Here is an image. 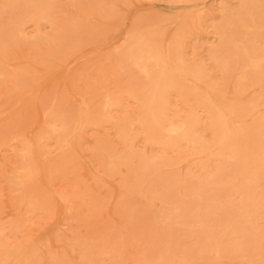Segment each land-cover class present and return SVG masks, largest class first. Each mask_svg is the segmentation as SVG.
Listing matches in <instances>:
<instances>
[{
	"label": "rangeland",
	"instance_id": "rangeland-1",
	"mask_svg": "<svg viewBox=\"0 0 264 264\" xmlns=\"http://www.w3.org/2000/svg\"><path fill=\"white\" fill-rule=\"evenodd\" d=\"M238 2L0 0L1 257L18 264H264V168L256 177L252 167L241 175L219 157L181 160L190 147L163 150L157 141L165 136L148 132V142L136 118L153 92L122 57L128 38L149 31L170 51L173 68L201 72L195 85L179 70L158 95L161 121L178 122L198 91L208 90L255 124L264 148V112H248L261 90L246 82L235 96L241 62L233 58L222 71L212 58L226 49L216 34L223 11ZM231 54L216 57L223 63ZM245 75L264 81V70ZM85 103L90 116L75 128ZM196 111L195 134L206 139L205 113ZM46 115L62 118L63 148L45 140ZM195 192L201 203L191 199ZM248 198L257 210L241 226ZM151 201L165 205L160 223L152 220ZM176 213L180 228L169 224Z\"/></svg>",
	"mask_w": 264,
	"mask_h": 264
},
{
	"label": "bare ground",
	"instance_id": "bare-ground-1",
	"mask_svg": "<svg viewBox=\"0 0 264 264\" xmlns=\"http://www.w3.org/2000/svg\"><path fill=\"white\" fill-rule=\"evenodd\" d=\"M223 14L225 25H222L223 30H220L216 34H218L223 46L232 51V54L225 57L226 61L224 60L223 63H219L221 62V58L216 56L217 54L224 53L226 49L218 52L214 51L216 53L212 58L217 68L219 69L220 67L222 71L233 58L235 61L241 62L243 71L236 79L237 86H234L232 89V91L236 92L235 96L242 95L243 91L241 88H243L242 86L246 82H248L246 84L250 87L258 89V92L261 90L260 95H257V97H261L255 99V104L251 105L248 111L249 116L253 118L259 115L260 111L264 112V81H255L254 78L247 79L245 73L260 74L264 70V0H239L236 9H225ZM260 35L262 37L258 39L257 36ZM128 40L129 43L122 57L137 65L140 72L148 80V90L153 92L151 97L147 99L145 114L136 118L140 128L142 127L145 130L148 142H152L151 135L155 133L156 135L167 137L164 141H157L163 150L171 149V152L176 151L180 153L183 147H190L189 151L182 155L181 160H188L190 162L195 159H202V157L207 160L208 157L214 156L215 158L219 157L221 160L232 162L237 174L242 175L245 169L249 167H252L254 170L255 177L261 174V169L264 168V148L260 141H257L260 136L257 134L255 124L252 123L251 127H249L250 124H246L243 120L244 114L227 109L228 107L221 105V100L216 96L213 97L208 90L198 91L197 94L199 96L193 99L192 105L178 122L161 121L159 113L155 110L157 102L161 100L158 95L166 92L172 86L171 81L179 76V70L182 69L173 68L170 51L167 49L162 51L158 46L156 38L149 31L133 39L128 38ZM245 44H248V46ZM151 65L153 66L151 67ZM182 71L190 83L195 85L201 84L200 70H196L195 73L186 69ZM109 102H111V99L106 98L104 104L109 105ZM196 107L205 113L207 119L204 127L207 130L206 139L203 136H196L195 134L199 128ZM88 114H90V107L85 103L80 107L79 117L74 122V127H81L90 116ZM61 119L57 115H46L44 137L45 140L53 139L59 147L63 148L64 138L62 137L64 129L61 126ZM120 131L123 132L122 134L119 133L120 136L125 137L126 125L124 123H121ZM148 132L151 135H148ZM43 139V137L40 138L39 142H42ZM108 159L106 161L110 163ZM30 160L31 152H29L28 156V161ZM162 166L165 165L162 164ZM199 167L202 169L205 167V164L201 161ZM31 169V166L26 169L27 176L33 175ZM56 196L59 198L63 197L60 193H57ZM191 199L197 203H201L203 201V194L195 192L191 195ZM164 208L163 202L155 203L151 201L148 204V209L153 212L152 220L155 223L163 221L165 217ZM193 208L195 209L196 206ZM240 209L239 216L243 221L241 226H245V223L249 220V215L254 213L257 207L248 198L241 204ZM194 213V210H190L191 215H194ZM179 219L178 213H176V217L171 218L169 224L175 228H180L182 223ZM125 228L126 226L121 224V229ZM227 229L229 230L226 227V230L224 229L223 232L225 233ZM236 248H238V244ZM85 253L86 250L83 254ZM212 253L217 256L218 251L215 249ZM12 262L13 264H18L17 257H14L13 261L12 257L0 256V264H12ZM117 262L115 260L114 264H117Z\"/></svg>",
	"mask_w": 264,
	"mask_h": 264
}]
</instances>
